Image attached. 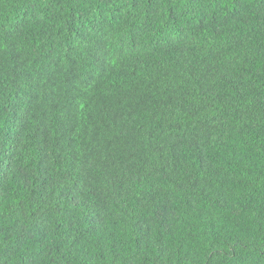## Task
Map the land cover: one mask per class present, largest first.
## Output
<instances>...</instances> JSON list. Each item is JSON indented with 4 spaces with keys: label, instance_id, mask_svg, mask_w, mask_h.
Listing matches in <instances>:
<instances>
[{
    "label": "trees",
    "instance_id": "obj_1",
    "mask_svg": "<svg viewBox=\"0 0 264 264\" xmlns=\"http://www.w3.org/2000/svg\"><path fill=\"white\" fill-rule=\"evenodd\" d=\"M0 264H264V0H0Z\"/></svg>",
    "mask_w": 264,
    "mask_h": 264
}]
</instances>
